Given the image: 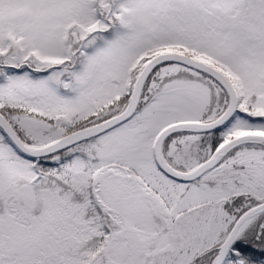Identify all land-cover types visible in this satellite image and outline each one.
<instances>
[{
    "label": "rangeland",
    "instance_id": "obj_1",
    "mask_svg": "<svg viewBox=\"0 0 264 264\" xmlns=\"http://www.w3.org/2000/svg\"><path fill=\"white\" fill-rule=\"evenodd\" d=\"M99 1L107 13L109 0ZM117 2L109 30L115 34L110 37L103 34L109 23L97 16L99 10L92 12L90 0H0V56L17 68L12 74H0V101L22 103L55 118L59 127L73 117L94 116L93 123L125 110L138 75L154 56L192 50L199 54L198 60L225 73L239 97L258 91L264 111V41L255 35L264 40V0ZM245 4L247 13L242 11ZM80 51L82 58L77 62L74 58ZM69 62L76 66L75 73L66 70ZM26 63L36 74L18 68ZM155 75L159 81L181 76L174 83L179 90L160 94L150 106L167 107L170 112L164 118H143L145 125L137 131L130 128L132 120L101 140L104 148L99 154L109 165L98 167L92 201L98 217L107 220L105 232L111 235L101 244L93 242L98 251L92 264H215L220 246L240 217L239 208L228 209L229 200L247 194L243 204L247 210L264 202L263 149L239 147L191 183L174 182L156 169L154 144L166 127L160 128L164 122L195 112L200 90L190 86L191 76L201 74L175 63L162 66ZM147 84L144 105L161 86L153 78ZM214 93L211 113L204 122L214 121L227 109L229 101L221 102L217 86ZM120 96H127V101L119 112H101ZM26 124L44 136L53 123L33 120ZM248 126L240 117L234 118L224 143L244 134L264 135L263 130L246 131ZM53 136L48 144L26 145L44 147L65 135L58 131L50 133ZM200 139L196 133L173 136L163 154L177 170L191 172L203 163ZM11 153V148L0 146V157L9 158ZM17 163L0 161V200L2 216H6L0 220V264H65L63 252L85 247L90 234L98 230L78 220L83 210L71 205L66 195L48 187L38 190L21 180L13 184L14 175L23 179L35 175L29 164ZM89 170L94 171L93 165ZM51 173L60 179L68 174L80 179L74 164ZM36 201L40 213L35 217L30 213L28 221L23 212L33 210ZM251 222L241 226L237 241L255 235L258 227ZM167 247L168 252L160 253ZM231 255L223 264H233Z\"/></svg>",
    "mask_w": 264,
    "mask_h": 264
},
{
    "label": "trees",
    "instance_id": "obj_2",
    "mask_svg": "<svg viewBox=\"0 0 264 264\" xmlns=\"http://www.w3.org/2000/svg\"><path fill=\"white\" fill-rule=\"evenodd\" d=\"M92 4V12L95 10L98 11V17L103 20H101L103 23L108 22L109 26L106 29L107 33L105 36L113 37L115 34L114 30L110 31V23L112 24L115 20V14L112 12L114 11V7H117V1L113 2V0H109L110 6L107 9V13L102 10V7L99 5V0H90ZM115 1V0H114ZM100 8V9H99ZM243 13L248 12L247 5L245 4L242 8ZM96 14V13H95ZM100 21V20H99ZM108 34V35H107ZM257 39L260 41L262 36L255 34ZM104 35L100 34V37H103ZM183 50V49H180ZM187 55L196 58L195 56H199L198 53L192 50H185ZM74 58L77 62H80V59L82 58V51L79 52V56H75ZM197 59V58H196ZM79 60V61H78ZM75 61V62H76ZM5 58L0 56V74L7 72L11 73L17 69L13 65L5 64ZM215 63V62H214ZM73 62H69L66 65V70L71 71L72 73H75L76 66L73 65ZM168 64H175V63H168ZM160 65L157 69H155L152 74L150 75L149 79L147 80L145 86H144V92H147L148 89V81L153 80L155 82L160 83V88L156 92V94L152 97L151 102L147 105H144L142 102V96L140 100V105L138 107V110L136 111L135 115L128 121L118 125L111 131H109L106 134H109L113 132L116 129L125 128L128 126V124L133 120L134 126L130 127L131 129H134L135 131L141 130V125H145L143 118L148 116H157L160 117L164 116L170 112V110L166 108L162 109H155L151 108L150 106L154 102L157 97L162 93H170L171 88H174L175 91L179 90L175 88V81L181 76H169L166 77L164 80L159 81L160 78L156 76V72L164 65ZM212 65L211 63H208ZM215 68L220 70L217 66L213 65ZM185 67V66H184ZM20 70H26L29 74L34 73L36 74L33 68L29 66L28 63L19 66ZM187 68V67H186ZM222 72V71H221ZM201 76L193 77L191 76V81L193 83H190V86L196 87L200 90L199 99L197 101H194L196 103V109L195 112L192 113V115L185 119H180L175 122H164V124L161 126L160 129H163L171 124L179 123V122H204L205 119L210 115L213 101L215 99V89L216 86L220 90V98L221 102L224 103L226 99H228L227 92L225 89L214 79L209 77L208 75L199 72ZM223 73V72H222ZM225 74V73H223ZM75 75V74H73ZM229 78V77H228ZM176 84V83H175ZM189 85V84H188ZM142 93V95L144 94ZM127 95H129L127 93ZM239 97V94H238ZM127 96L116 98L114 99L110 105L106 106L101 112L105 113L109 110L117 111L119 112L122 108V106L126 103ZM0 112L6 117V119L11 123V125L14 127L20 138L24 141L25 144H48L50 141H53L55 138L54 136L52 138L49 137L50 133L55 132H61L63 135H67L69 133H72L76 130L82 129L89 124H95L99 123L103 120H106V116H98L100 117L95 122H91L90 119H94V116L88 117V118H82V119H76L73 117L70 121L68 120V125H62L59 127L57 123L55 122V118L47 117L43 115L41 112H38L36 110H33L29 108L28 106L17 103L15 101H0ZM100 112V113H101ZM178 112V111H175ZM109 114V112H108ZM236 117H240L241 120L249 123V126L246 128V131H264V111L261 108L260 105V98L258 95V91L252 92L247 98L239 97V103H238V109L235 113V115L223 126L208 131V132H195V131H184L177 134L172 135H183V134H192L196 133L201 135V139L198 142V149H199V157L200 162H204L208 160L215 150L224 143V141L227 139V128L228 124ZM37 121V122H43L48 123L51 122L53 124L50 125V130L46 131L44 136L39 135V130H36L32 127H29L26 123L29 121ZM64 127V128H63ZM102 134L100 136H96L94 138H91L89 140L83 141L81 143H78L70 148H67L65 150H62L58 153H55L53 155H49L43 158H33L30 157L24 153H22L10 140V138L5 134V132L0 128V146H6L8 148L12 149V153L9 158H2L0 157L1 162H18L17 164H20L22 166H25L26 164H29L31 167V170L35 171V175L31 179L27 178H19L14 175L13 177V184L17 183L18 180L23 181L24 183H29L33 186V188H37L38 190L48 187L50 191L53 193H59L61 196L64 194L66 195L71 205L75 206L77 204L79 209H82L83 212L80 213V217L78 220L88 225V227L91 230H94L93 228H96L98 232L96 235L90 234L89 243L85 245V247L78 249V250H70L68 252L64 251V257L66 259L65 264H73L72 261L74 260L76 263L80 262L78 264H92L93 254L98 251L95 247H93V242L98 241L101 242L104 240V237L107 235L110 236L111 234H107L105 232V229L108 230V222L107 220L102 217H98L97 212V206L95 205L93 207L94 202L93 199V187L95 184V176L99 173L97 170L100 167H104L109 165L108 160L105 158H101L102 154H99L101 149L104 148V144L102 143V138L104 135ZM62 136V135H61ZM60 137V136H59ZM169 137L166 142L167 144L168 140L171 138ZM254 147L256 149H263L264 150V143L260 142H246L242 143L235 148L228 151L223 158L224 160L230 153L235 151V149L239 147ZM69 165L72 166L74 164L75 170L79 173V177L77 180H73L71 174H68V176L60 177L55 176L53 173H51L54 170H58L62 165ZM93 165L94 171L89 170V168ZM99 167V168H98ZM78 168V169H77ZM81 170V171H80ZM82 172V177H81ZM84 174V175H83ZM17 181V182H16ZM85 183L83 184V182ZM178 182V181H177ZM47 185V186H45ZM57 187H61L62 190H58ZM65 197V196H64ZM248 196L247 194H240V195H234L231 200L228 202V209L231 207L239 208V211L237 212L238 217L241 216L248 208L247 206H243V204L246 202ZM2 201L0 200V220H2L4 215V212L1 208ZM39 203L36 201L34 203L33 210L26 208V212L24 213L23 218L29 219L30 213L35 217L40 213L39 209ZM23 202L21 204L23 206ZM252 222V226L258 227L257 230H255V235H252L249 237V239L246 240H238L234 242L232 246V250L230 252L233 264H264V212L257 214L253 218L250 219ZM248 220V221H250ZM29 221V220H28ZM243 234V233H242ZM241 234V237H242ZM94 239V241H93ZM58 252V249H57ZM100 252V248H99Z\"/></svg>",
    "mask_w": 264,
    "mask_h": 264
},
{
    "label": "water",
    "instance_id": "obj_3",
    "mask_svg": "<svg viewBox=\"0 0 264 264\" xmlns=\"http://www.w3.org/2000/svg\"><path fill=\"white\" fill-rule=\"evenodd\" d=\"M168 63H179L182 66L193 69L197 72H202L215 81H217L227 92L229 103L225 112L217 119L211 122H179L171 124L163 129L154 144V155L158 167L167 174L170 178L180 182H193L201 178L206 172L213 169L221 161L223 156L235 148L236 146L246 142H260L264 143L263 134H244L232 138L231 140L220 145L213 155L195 170L191 172H182L173 168L165 159L163 155V145L165 141L174 134L184 131H195V132H208L217 129L227 123L236 113L238 109L239 98L238 94L225 74L214 66L207 64L201 60L195 59L189 55L181 54L177 52L161 53L154 56L141 70L137 77L132 95L124 111L121 113L103 120L99 123L84 127L69 133L57 141L39 148H29L24 141L20 138L14 127L6 119V117L0 112V128L10 138L13 144L24 154L33 158H43L49 155H53L62 150L70 148L78 143L89 140L96 136L105 134L106 132L114 129L118 125L128 121L136 113L143 88L149 79L152 72L157 69L160 65ZM264 212V202L247 210L243 213L236 223L234 224L229 236L225 242L220 246L219 255L215 264H223L227 259L229 252L237 239L239 229L243 224L248 222L251 218ZM169 247L160 251V253H166L169 251ZM157 253L156 255H158Z\"/></svg>",
    "mask_w": 264,
    "mask_h": 264
},
{
    "label": "flooded vegetation",
    "instance_id": "obj_4",
    "mask_svg": "<svg viewBox=\"0 0 264 264\" xmlns=\"http://www.w3.org/2000/svg\"><path fill=\"white\" fill-rule=\"evenodd\" d=\"M154 153V152H153ZM164 155V154H163ZM164 157H165V155H164ZM154 159H155V156H154ZM165 159H166V161L169 163V161L167 160V158L165 157ZM155 166H156V169L159 171V172H161L165 177H167V179H170V180H172V181H174V182H177L176 180H174V179H172V178H170L167 174H165L163 171H161V169L158 167V164H157V162H156V159H155ZM170 164V163H169ZM172 166V165H171ZM173 167V166H172ZM173 168H175V167H173ZM176 169V168H175ZM180 181H178V183H179ZM182 183H184V182H182Z\"/></svg>",
    "mask_w": 264,
    "mask_h": 264
}]
</instances>
